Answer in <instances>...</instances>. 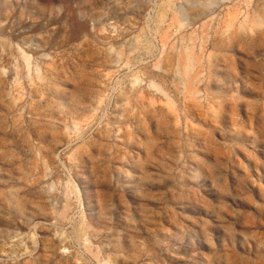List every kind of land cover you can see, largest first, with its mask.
<instances>
[{
  "label": "rangeland",
  "instance_id": "374dc122",
  "mask_svg": "<svg viewBox=\"0 0 264 264\" xmlns=\"http://www.w3.org/2000/svg\"><path fill=\"white\" fill-rule=\"evenodd\" d=\"M0 264H264V0H0Z\"/></svg>",
  "mask_w": 264,
  "mask_h": 264
}]
</instances>
